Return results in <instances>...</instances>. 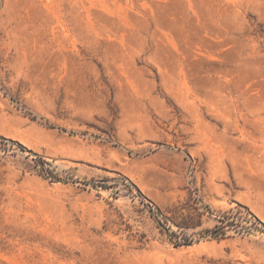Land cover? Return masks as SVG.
<instances>
[{"label":"rangeland","instance_id":"obj_1","mask_svg":"<svg viewBox=\"0 0 264 264\" xmlns=\"http://www.w3.org/2000/svg\"><path fill=\"white\" fill-rule=\"evenodd\" d=\"M0 264H264V0H0Z\"/></svg>","mask_w":264,"mask_h":264}]
</instances>
